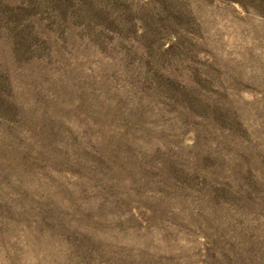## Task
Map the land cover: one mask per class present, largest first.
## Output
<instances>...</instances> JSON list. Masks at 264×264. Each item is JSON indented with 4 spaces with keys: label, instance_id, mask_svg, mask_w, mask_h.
Here are the masks:
<instances>
[{
    "label": "rangeland",
    "instance_id": "rangeland-1",
    "mask_svg": "<svg viewBox=\"0 0 264 264\" xmlns=\"http://www.w3.org/2000/svg\"><path fill=\"white\" fill-rule=\"evenodd\" d=\"M0 264H264V0H0Z\"/></svg>",
    "mask_w": 264,
    "mask_h": 264
}]
</instances>
